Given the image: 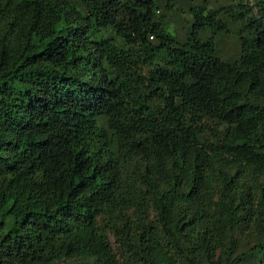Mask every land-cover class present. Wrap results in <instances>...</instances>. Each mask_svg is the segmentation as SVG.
<instances>
[{"label": "trees", "instance_id": "16d2710c", "mask_svg": "<svg viewBox=\"0 0 264 264\" xmlns=\"http://www.w3.org/2000/svg\"><path fill=\"white\" fill-rule=\"evenodd\" d=\"M175 1L0 0V264H264V0Z\"/></svg>", "mask_w": 264, "mask_h": 264}, {"label": "rangeland", "instance_id": "374dc122", "mask_svg": "<svg viewBox=\"0 0 264 264\" xmlns=\"http://www.w3.org/2000/svg\"><path fill=\"white\" fill-rule=\"evenodd\" d=\"M239 2H250L254 5L255 0H176L173 8H160V14L163 15L164 21H167L168 29H170L175 44L182 45L186 42L189 30L191 27L192 16L190 13V6L195 4H203L207 7H213L221 10L220 16L226 18L229 29L225 32L214 35L212 38L215 42V51L221 57L227 59H235L240 55L241 44L239 39V25L232 21L228 17L225 7L236 6L241 7ZM88 9V6H87ZM225 12V13H224ZM211 32L205 30L202 32L203 36L210 35ZM153 215V213H152ZM231 236L236 239L237 248L234 250V254L245 250L253 243L258 241L261 236L260 228L253 222L241 223L238 227L232 230ZM115 252L120 257L122 264H131L128 261L127 254H124V250L120 248V245L116 241L115 237L110 235ZM227 247L231 244L229 235L225 238ZM223 254L220 251L215 253L214 257L206 256L205 261L202 264H224L222 259ZM60 264H65L61 262ZM252 264V263H251Z\"/></svg>", "mask_w": 264, "mask_h": 264}]
</instances>
